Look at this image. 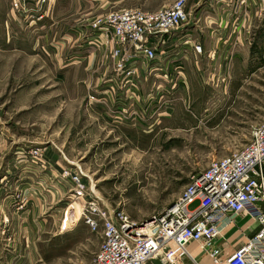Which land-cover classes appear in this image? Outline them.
I'll use <instances>...</instances> for the list:
<instances>
[{
    "label": "rangeland",
    "instance_id": "rangeland-1",
    "mask_svg": "<svg viewBox=\"0 0 264 264\" xmlns=\"http://www.w3.org/2000/svg\"><path fill=\"white\" fill-rule=\"evenodd\" d=\"M20 1L23 2H15ZM53 1L56 0H46L41 8L28 5L26 11L21 4L19 9L29 21L30 16L38 24L47 20L49 29H55L49 35L39 24L34 34L23 28L21 36L10 37L11 29L5 17L0 16V144L4 159L12 158L17 148H30L28 145L33 147L31 151L53 146L56 153L78 166L72 168L83 177L89 196L76 203L69 194L57 230L52 225L49 233L43 235L42 244L34 247L31 253L34 255L29 256L27 263L26 258L24 262L21 257L17 261H21L18 264H92L86 254H78L80 237L69 231L77 220L84 224L79 212L85 200H98L110 213L124 211L145 229L183 195L193 175L206 170L212 160L232 155L249 143L253 129L264 117V22L258 23L250 36L236 46L238 57L231 67L235 70L234 80L220 85L195 84L177 93L163 86L160 89L165 93L162 117L152 118L151 113L146 127L131 123L132 128H127V123H120L113 124L112 129L94 115L103 109L89 96L91 70L69 75L59 70V65L69 61L78 44L74 39L62 38L64 32H59L58 24L54 27ZM75 1L94 9L95 13L88 10V15L84 14V20L89 19L84 24H92L111 12L124 9L155 12L176 0ZM11 2L15 9L14 0ZM197 3L198 0L189 3L191 19L185 28L194 23ZM38 13H46L41 21ZM78 18L71 16L67 20ZM28 20H24V26ZM82 42L83 45L85 39ZM31 44L35 46L34 52L29 51ZM68 78L85 79L77 85ZM64 223L65 231L70 232L64 235L69 236H54L63 233ZM148 229L146 235L150 234ZM93 235V245L97 242L100 248L103 230ZM221 243L230 254L234 252L229 244L223 240ZM173 250L169 248L162 254L167 264H195L179 250ZM194 253L202 254L198 249ZM204 255L201 264H211L208 258L204 260Z\"/></svg>",
    "mask_w": 264,
    "mask_h": 264
},
{
    "label": "crops",
    "instance_id": "crops-1",
    "mask_svg": "<svg viewBox=\"0 0 264 264\" xmlns=\"http://www.w3.org/2000/svg\"><path fill=\"white\" fill-rule=\"evenodd\" d=\"M242 1L198 0L199 7L193 15L192 26L175 33L169 37L167 44L161 45V48L176 60L170 64L169 68V74L179 75L175 89H172V84L166 85L168 83L164 81V65L161 64L158 67L160 71H156L152 76L148 75V69L143 66L140 76L135 80L136 85L131 89L137 93L135 100L131 101L122 95L118 96L119 93L122 94L120 91L124 90L114 72L115 60L111 57V50L104 45L101 37L95 36L90 28L91 24H84V21L89 20H84V14H87L88 10L93 12L94 9L87 8L81 1L71 0V4H68V0L53 1L54 27L58 24L59 32L61 34L64 32L62 38L74 39V42L78 44L77 47L75 46V51L71 52L69 61L64 60L59 65V70L67 75L71 72L91 70L88 81L92 90L89 96L95 97L97 101L92 102L103 109V111L94 112V115L114 129L113 124L124 123L115 119L116 112L122 111L123 107H129L130 110L127 112L132 111V108L140 110L143 105L150 104L158 108L157 98H155L158 87L165 86L167 91L177 93L185 91L186 87L190 89L195 84L220 85L221 82L224 84L234 80L235 70L231 67L238 57L235 51L236 46L250 36L252 29L256 28L258 23L264 22V11L257 0H248L247 3ZM11 3V0H0V16L5 17L7 26L11 29L8 31L12 32L10 37L21 36L23 28L30 29V33L34 34L35 26L39 27L41 23L25 19L19 10L12 9ZM71 16H79L80 19L69 22L67 19ZM24 20L29 21L26 22V26H24ZM46 22L47 20L41 24V29L49 35L55 29H49L50 24ZM83 39L85 43L82 45ZM187 39H191V43L187 44ZM193 45L202 46L203 53L198 54L194 51ZM29 47L30 52L35 51L34 44ZM86 53L88 55H85ZM84 79L70 80L78 85ZM151 113H153L152 118L163 115L161 109L159 111L155 109ZM131 123L146 127L147 121L145 119L124 124L128 126L127 128H132L129 125ZM151 128L154 127L149 126V129ZM27 147L30 148H17L12 158L4 159L2 144H0V264H13L20 257L21 261L26 258L27 263L29 256L34 252V247L42 244L40 242H43V235L49 233L52 225L57 230L60 214L64 211L71 192L69 184L62 179V171L69 168L77 172L75 168L78 166L65 156L62 157L56 153L53 146L39 147L44 149V158L41 161L33 159L30 155L33 147L29 145ZM232 222L234 223H231V219H227L222 223L221 229L226 243L235 251L254 236L258 227L257 223L243 216L235 218ZM64 228L65 223L62 225L63 233L60 231L54 236L59 234L57 237H66L69 235L64 234L71 232V235L80 237L78 254H86L88 260L91 259L93 262L100 248L97 242L93 245L94 235L90 228L78 220L70 225L69 233ZM221 241H218L216 245L222 244ZM19 247L22 248L23 255ZM195 255L200 260L202 255L199 253ZM21 261H17V264Z\"/></svg>",
    "mask_w": 264,
    "mask_h": 264
},
{
    "label": "built area",
    "instance_id": "built-area-1",
    "mask_svg": "<svg viewBox=\"0 0 264 264\" xmlns=\"http://www.w3.org/2000/svg\"><path fill=\"white\" fill-rule=\"evenodd\" d=\"M15 1V9L19 10L22 4L24 11L28 5L41 8L46 3V0ZM190 1L176 0L155 12L139 9L111 12L91 24V30L103 39L115 60L114 72L124 90L118 96L135 100L137 93L131 89L143 66L152 76L164 65V81L175 89L179 75L169 74V68L176 60L161 45L190 24ZM257 2L264 11V0ZM44 14L38 13L39 21L44 19ZM30 17L31 22L35 20L34 16ZM186 43H191V39ZM193 47L198 54L203 53L202 46ZM160 89L155 96L158 108L150 104L127 112L129 107L122 106L115 119L124 123L144 121L152 111L161 109L165 93ZM90 99L97 101L95 97ZM30 155L36 161L44 158L43 151L39 150L31 151ZM61 176L71 188L69 197L73 202L89 196L79 173L64 170ZM85 201L82 211L85 225L94 233L103 230V242L92 264H155L169 248L181 251V255L195 264L202 262L194 249L204 253L211 264H264V117L242 150L212 160L206 170L190 178L183 195L147 225L152 226L147 231L149 235L142 233L144 229L124 211L110 213L98 200ZM192 206L195 208L191 209ZM240 216L257 223L258 230L245 245L230 254L228 248L216 243L220 238L227 242L223 238L222 223L227 219L234 223Z\"/></svg>",
    "mask_w": 264,
    "mask_h": 264
},
{
    "label": "bare ground",
    "instance_id": "bare-ground-1",
    "mask_svg": "<svg viewBox=\"0 0 264 264\" xmlns=\"http://www.w3.org/2000/svg\"><path fill=\"white\" fill-rule=\"evenodd\" d=\"M76 203L78 202V200H76L75 201ZM84 208V207H83ZM83 208L80 210V216H82L83 217V213H82V211H83ZM152 226H147V228H145L144 230H142V233H145L146 232V230L148 229V228H151ZM181 252V251H180ZM165 253V252H164ZM202 255V254H201ZM203 255H204V253H203ZM164 257V258H163ZM163 257H161L160 258V261H163L165 264H167V262H168V260L166 259V256H163ZM202 259H203V257L201 256L200 257V260L202 261Z\"/></svg>",
    "mask_w": 264,
    "mask_h": 264
},
{
    "label": "trees",
    "instance_id": "trees-1",
    "mask_svg": "<svg viewBox=\"0 0 264 264\" xmlns=\"http://www.w3.org/2000/svg\"><path fill=\"white\" fill-rule=\"evenodd\" d=\"M85 182V181H84Z\"/></svg>",
    "mask_w": 264,
    "mask_h": 264
}]
</instances>
